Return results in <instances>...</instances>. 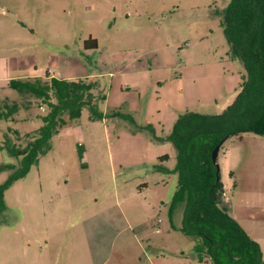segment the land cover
I'll return each instance as SVG.
<instances>
[{"label":"rangeland","instance_id":"obj_1","mask_svg":"<svg viewBox=\"0 0 264 264\" xmlns=\"http://www.w3.org/2000/svg\"><path fill=\"white\" fill-rule=\"evenodd\" d=\"M229 4L0 0V110L20 105L14 120L0 119V146L8 132L15 141L16 130H38L47 112L11 89L12 79L50 72L98 81L107 96L100 109L112 116L91 121L84 109L5 192L0 264H211L199 262L197 240L180 231L176 151L160 139L186 112L219 114L235 99L246 72L229 55L222 26ZM263 143L252 133L232 138L218 161L227 205L264 254ZM163 155L170 160L161 163ZM18 163L0 148V167ZM10 173L0 170V185Z\"/></svg>","mask_w":264,"mask_h":264},{"label":"trees","instance_id":"obj_2","mask_svg":"<svg viewBox=\"0 0 264 264\" xmlns=\"http://www.w3.org/2000/svg\"><path fill=\"white\" fill-rule=\"evenodd\" d=\"M222 15L229 55L239 60L246 72L236 97L219 114L186 112L160 140L171 142L176 151L179 183L174 206L183 209L180 231L197 240L195 252L199 262L264 264L261 245L233 217L225 200L221 173L217 174L212 160L215 147L226 137L243 140L248 133L264 136V0H230ZM90 46L96 48L97 41L90 40ZM8 86L20 96L31 95L47 112L39 117L42 126L38 130L26 135L16 130L15 141L10 139L9 132L4 135L1 150L18 159L22 166L19 170L17 164L0 167L2 171H11L0 185V217L7 209L5 192L25 178L40 157L48 153L52 138L69 121L80 119L84 109L89 110L91 121L112 117L100 109L99 102L106 101L107 96L95 80L57 79L47 72L43 77L12 79ZM19 109L17 102L7 105L0 110V119L14 120ZM113 116L122 115L115 112ZM158 160L164 163L170 157L163 155ZM155 169L170 172L159 164Z\"/></svg>","mask_w":264,"mask_h":264},{"label":"crops","instance_id":"obj_3","mask_svg":"<svg viewBox=\"0 0 264 264\" xmlns=\"http://www.w3.org/2000/svg\"><path fill=\"white\" fill-rule=\"evenodd\" d=\"M50 75H51V73H50ZM51 76H53V75H51ZM32 77H43V76H32ZM32 77H28V78H32ZM262 137H264V136H262ZM263 147H264V143H263ZM262 152H264V149H262ZM223 154L224 155L226 154L225 151H223ZM227 159H228V157L225 158V160H227ZM222 163H223V160L220 159V166L221 167L223 165ZM259 168H261V171H260L261 174L259 175L258 187L261 189L260 192L263 193L264 192V155H261V157H259ZM260 192H259V195H260ZM261 204H262V202H261ZM263 208H264L263 206L259 207L260 212H261V210H263Z\"/></svg>","mask_w":264,"mask_h":264},{"label":"water","instance_id":"obj_4","mask_svg":"<svg viewBox=\"0 0 264 264\" xmlns=\"http://www.w3.org/2000/svg\"><path fill=\"white\" fill-rule=\"evenodd\" d=\"M229 140V137L224 138L214 149L213 153H212V160L214 165L217 167V174L219 175L221 172V166L220 163L218 161V157H219V153L221 148L225 145V143ZM219 180V177H218Z\"/></svg>","mask_w":264,"mask_h":264}]
</instances>
